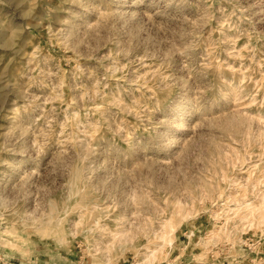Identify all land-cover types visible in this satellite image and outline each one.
Wrapping results in <instances>:
<instances>
[{"label": "rangeland", "instance_id": "obj_1", "mask_svg": "<svg viewBox=\"0 0 264 264\" xmlns=\"http://www.w3.org/2000/svg\"><path fill=\"white\" fill-rule=\"evenodd\" d=\"M0 264H264V0H0Z\"/></svg>", "mask_w": 264, "mask_h": 264}, {"label": "bare ground", "instance_id": "obj_2", "mask_svg": "<svg viewBox=\"0 0 264 264\" xmlns=\"http://www.w3.org/2000/svg\"><path fill=\"white\" fill-rule=\"evenodd\" d=\"M174 235V232H173V234H172V236ZM216 234H215V232H212V237L209 239V240H211V241H214V236H215ZM216 237V236H215ZM218 237V236H217ZM210 241V242H211ZM166 242H167V244H169V245H172V243H173V239L172 238H169V239H166ZM209 243V242H208ZM166 245V243L163 245V247ZM146 250H149V247H146ZM151 256H152V254H151ZM150 256V257H151ZM152 257H154V254H153V256Z\"/></svg>", "mask_w": 264, "mask_h": 264}]
</instances>
